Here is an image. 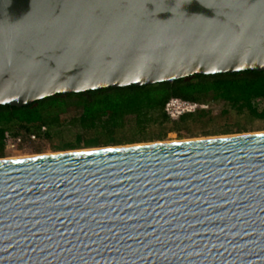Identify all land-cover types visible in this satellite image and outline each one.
I'll use <instances>...</instances> for the list:
<instances>
[{
  "label": "water",
  "instance_id": "obj_1",
  "mask_svg": "<svg viewBox=\"0 0 264 264\" xmlns=\"http://www.w3.org/2000/svg\"><path fill=\"white\" fill-rule=\"evenodd\" d=\"M264 70V0H0V104ZM0 264H264V130L0 157Z\"/></svg>",
  "mask_w": 264,
  "mask_h": 264
},
{
  "label": "trees",
  "instance_id": "obj_2",
  "mask_svg": "<svg viewBox=\"0 0 264 264\" xmlns=\"http://www.w3.org/2000/svg\"><path fill=\"white\" fill-rule=\"evenodd\" d=\"M171 97L199 102L222 99L239 112L263 117L264 106L259 109L254 100H264V70L194 73L173 81L55 93L22 106L0 104V155L4 152L5 130L28 131L45 124L49 133V128L60 123L61 113L69 107L78 108L70 122L79 133L78 143L72 145L79 144L85 136L94 145L120 143L117 133L127 126L143 132L149 124L170 122L171 129L179 131L187 126L188 118L206 111L200 107L171 119L165 110Z\"/></svg>",
  "mask_w": 264,
  "mask_h": 264
},
{
  "label": "rangeland",
  "instance_id": "obj_3",
  "mask_svg": "<svg viewBox=\"0 0 264 264\" xmlns=\"http://www.w3.org/2000/svg\"><path fill=\"white\" fill-rule=\"evenodd\" d=\"M203 103L205 106L202 108L206 109L204 114L196 115L195 118H188L185 122L187 126L179 131L171 129L170 122L153 123L146 126L143 132H138L127 126L117 133V137H121L120 143H130L264 130V116H257L249 111L239 112L222 99L211 98ZM254 104L260 109L264 106V100L256 99ZM77 110L78 108L69 107L67 111L62 112L60 123L49 128L50 131L46 139L29 143L14 151H9L4 147V152L0 157L107 145L103 143L94 145L88 142L87 137L89 136H85V139L79 144L72 145L78 143V129L70 123L72 115ZM66 143V146H60Z\"/></svg>",
  "mask_w": 264,
  "mask_h": 264
},
{
  "label": "built area",
  "instance_id": "obj_4",
  "mask_svg": "<svg viewBox=\"0 0 264 264\" xmlns=\"http://www.w3.org/2000/svg\"><path fill=\"white\" fill-rule=\"evenodd\" d=\"M204 106L205 104L203 102L181 97H171L165 103V110L171 119H176L184 112L194 111L195 109ZM47 136L48 129L45 124L28 131L21 130L19 132H12L7 129L3 134L4 147L9 151H14L28 145L29 143L44 140Z\"/></svg>",
  "mask_w": 264,
  "mask_h": 264
}]
</instances>
